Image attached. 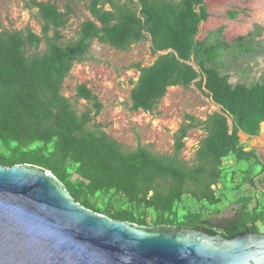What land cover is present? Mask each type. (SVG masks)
<instances>
[{
  "label": "trees",
  "instance_id": "16d2710c",
  "mask_svg": "<svg viewBox=\"0 0 264 264\" xmlns=\"http://www.w3.org/2000/svg\"><path fill=\"white\" fill-rule=\"evenodd\" d=\"M93 20L79 27L78 38L62 46L61 31L73 13L70 0L65 12L56 3L30 0L43 21V36L28 31L0 30V166L33 165L51 172L82 207L114 221L140 227L168 226L221 234H259L264 227V192L237 195L231 219L218 220L222 203L220 183L230 184L236 171L223 165L233 159L242 175L240 191L264 173L254 151L245 152L239 134L258 137L264 123V77L250 85L230 83L223 74L224 56L257 54L252 33L226 42L224 27L196 38L201 24L211 18L206 0H86ZM109 5L110 10L104 6ZM232 21L238 13H229ZM53 36L49 37V32ZM149 36L152 55L161 54L146 68L136 65L139 79L130 94L131 112L152 113L169 88L190 85L222 112L205 122L187 116L175 136L172 156L154 155L144 147L125 150L95 123L103 106L85 86L75 99L89 108L80 114L62 95L63 85L76 64L86 62L94 42L128 52ZM42 44L45 51L38 53ZM224 115L233 122L230 131ZM203 128L206 138L196 152V166L188 168L179 156L192 129ZM76 177V178H75ZM215 187V188H213ZM221 192V193H220ZM192 203L212 210L217 226L201 212L181 209ZM200 209V210H201ZM154 215L151 222L149 217Z\"/></svg>",
  "mask_w": 264,
  "mask_h": 264
},
{
  "label": "rangeland",
  "instance_id": "374dc122",
  "mask_svg": "<svg viewBox=\"0 0 264 264\" xmlns=\"http://www.w3.org/2000/svg\"><path fill=\"white\" fill-rule=\"evenodd\" d=\"M38 2L56 3L61 12H65L70 0H37ZM124 2L125 0H119ZM30 0H0V30L17 31L26 33L28 31L37 36H43L44 23L40 19L36 8H27ZM210 17L206 24H201L198 41H202L207 33L215 32L224 27V37L227 43L252 33L255 27L262 30V37L254 41L255 51L247 56H240L236 60L232 58L233 53L224 56L222 62L223 74L230 75L232 85L261 82L264 77V0H206ZM86 0H75L71 3L73 13L69 18L67 26L61 31L62 46H67L78 38L79 27L87 20H93L87 10ZM110 10V6H104ZM238 13L235 21L228 16L229 13ZM53 31L49 32V37ZM45 51V45L38 53ZM151 53V42L146 36L144 42L133 45L128 52H118L107 46L94 42L87 56L86 62L76 64L66 79L62 95L68 99L80 114L89 108L85 101L75 99L76 89L85 85L99 100L103 106L100 116L95 123L102 126L103 132L112 140L117 142L125 150H135L141 146L148 149L154 155L172 156L174 154L175 136L181 126L189 123L187 116L193 117L197 122H205L211 115L218 113L214 103L204 97L194 85L189 89L181 87L169 88L165 97L161 100L156 110L152 113L131 112L130 94L139 79L141 68L152 66L159 56ZM206 138L203 128L192 129L187 138L183 140L184 148L179 159L188 168L196 166V152L201 142ZM240 144L244 146L245 152L254 151L264 166V124L261 126L258 137L250 138L240 135ZM223 165L229 166L236 171L232 183H220L217 189L221 191L222 203L218 206L221 214L218 220L231 219L237 206L235 199L237 195L255 196L264 192V173L255 176L253 185H245L240 191L232 188L239 186L241 174L233 159ZM76 178V177H75ZM215 188V187H213ZM181 209L193 210L205 214L214 226L217 221L212 215V210H207L194 203L189 197L180 205ZM201 209V210H200ZM154 215L149 217L151 222ZM259 232L264 234V227L258 226Z\"/></svg>",
  "mask_w": 264,
  "mask_h": 264
},
{
  "label": "water",
  "instance_id": "95a60500",
  "mask_svg": "<svg viewBox=\"0 0 264 264\" xmlns=\"http://www.w3.org/2000/svg\"><path fill=\"white\" fill-rule=\"evenodd\" d=\"M0 264H264V234L227 240L114 221L76 203L45 169L0 166Z\"/></svg>",
  "mask_w": 264,
  "mask_h": 264
},
{
  "label": "crops",
  "instance_id": "0c3cea01",
  "mask_svg": "<svg viewBox=\"0 0 264 264\" xmlns=\"http://www.w3.org/2000/svg\"><path fill=\"white\" fill-rule=\"evenodd\" d=\"M262 125V124H261ZM261 129V128H260ZM231 131V130H230ZM240 135H241V133L239 134V137H240ZM244 136H246L245 134H244ZM248 137V136H247Z\"/></svg>",
  "mask_w": 264,
  "mask_h": 264
}]
</instances>
